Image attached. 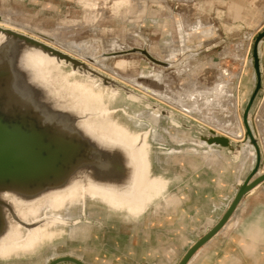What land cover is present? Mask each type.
<instances>
[{"label": "rangeland", "instance_id": "374dc122", "mask_svg": "<svg viewBox=\"0 0 264 264\" xmlns=\"http://www.w3.org/2000/svg\"><path fill=\"white\" fill-rule=\"evenodd\" d=\"M0 15L2 22L40 40L48 42V36L62 47H96L92 60L73 49L67 54L88 71L65 64L60 70L71 80L84 72L108 92L116 89L104 115L138 136L139 144L146 140L149 178L172 181L137 216L89 197L56 211L53 218L62 221L51 224L53 237L44 238L33 252L0 259V264H49L65 256L85 264H179L195 238L199 241L211 222L224 215L240 178L255 165L250 154L241 152L251 146L242 118L257 83L253 48L264 30V0H0ZM259 53L262 89L251 109V128L259 140L264 173V44ZM67 99V107H76L77 122L97 120L100 108L95 104L86 107L71 92ZM205 102L213 105L201 107ZM239 130L243 138L235 137ZM210 138L226 139L227 145L203 141ZM260 186L264 189V183ZM249 194L242 205L250 198L246 215L253 210L254 216L239 213L240 228L239 218L224 237L230 242L220 238L212 247L229 251L239 259L235 264L247 258L241 254L247 225L264 206L263 197ZM40 218V226L50 221ZM236 240L243 244L237 246Z\"/></svg>", "mask_w": 264, "mask_h": 264}, {"label": "water", "instance_id": "95a60500", "mask_svg": "<svg viewBox=\"0 0 264 264\" xmlns=\"http://www.w3.org/2000/svg\"><path fill=\"white\" fill-rule=\"evenodd\" d=\"M0 34L6 35L12 41H21L31 49L42 50L57 58L60 65L65 64L74 70L88 71L84 64L69 55L27 35L3 27H0ZM263 44L264 30L254 43L253 60L257 83L242 118L249 143L255 151V165L240 185L219 222L191 247L179 264H188L191 258L227 224L243 198L264 183V173L258 175L262 165V151L257 135L251 128L253 120L251 109L262 89L263 73L259 51ZM22 58L17 51L15 52L12 44L9 47H0V234L5 226V210H11L1 199L3 192L34 195L46 189L59 188L70 177L73 175L76 177L79 173L81 175L77 178H81L83 183H87L89 176H93V182L98 185L99 183L125 185L127 187L120 189H127L129 185L133 187L135 179L133 169L138 166V162L135 165L130 156L122 151L125 146L112 144L110 141L114 139L111 137L102 136L103 134L96 137L92 132H88L86 125L83 124L84 118L80 123L77 122L78 115L74 113L76 107H67L69 103L64 104L65 99L61 101L63 105L53 99L50 90H54V86L49 90L48 85L47 87L38 85L37 90L32 84L31 72L28 66L22 63ZM102 79L103 84L107 86L105 83L107 81ZM103 117L104 114L102 116L99 111L97 121L91 118L85 122L91 121L92 125L97 126ZM106 135L113 136L109 133ZM120 141L127 144L123 139ZM203 141L227 145L226 139L210 138ZM145 143L146 140L141 144L138 141L133 147L134 152L142 145L145 146ZM239 152L240 150L236 151L237 156ZM150 169L151 164L149 173ZM158 194L159 192L155 196ZM22 224L23 227L28 226ZM62 263L85 264L70 256L49 261V264Z\"/></svg>", "mask_w": 264, "mask_h": 264}, {"label": "bare ground", "instance_id": "6f19581e", "mask_svg": "<svg viewBox=\"0 0 264 264\" xmlns=\"http://www.w3.org/2000/svg\"><path fill=\"white\" fill-rule=\"evenodd\" d=\"M141 5H143V4H141ZM144 7H146V4L144 5ZM238 12L236 13V15H238ZM9 18H11V16ZM2 21H3V18L0 15V23ZM6 21H8V20H6ZM12 23H14V22L12 21ZM2 24L5 26H2ZM2 24L0 25V27H3L5 29H10L12 31H15V32L29 36L26 33L20 32L19 28L13 27L9 23L2 22ZM26 30L28 32H31L30 29H26ZM40 33H43V32H40ZM46 35L47 34H45V36ZM104 35H105V33H104ZM29 37L37 39L38 41H41V42L43 41V40H40V39H38L32 35H30ZM53 37H55V36H53ZM44 39L48 40V42L43 41L44 43H46L50 47L57 49V50L65 53V54L70 55L71 50L73 49V50H77L79 52H82L83 54H85V56H88V58H90L92 60L97 56V53H98L97 48L93 47V46L89 47L88 45H83V44L77 45L76 43H67V44H65L66 47H62V46L58 45L59 41L54 40V38L50 39L47 36ZM11 44H12L15 52L17 51L21 55V57H23L22 63L26 64L28 66V69L31 72V80L33 82L32 84L35 86V88L37 90H38V88H37L38 85H41L42 87H44V85L47 87V85H48L49 87H47V88L49 90H50L51 86L52 87L54 86L55 87L54 90L51 89L50 92L52 91L53 99L57 100V102L59 104L63 105V103L61 102V101H63V99H65L64 104L70 103V102H68V99L66 100V97H67L66 94H69V92H71V95H75L77 101H80L83 99L85 101L86 107H88L90 105L92 106V104H95L97 107L100 108L99 111L101 113L106 114V108H107L106 106H108V104L111 103L112 100L116 97V89L112 90V92H108V90L106 88L98 86V84L90 81L89 80L90 78L87 75H85L84 72H80L81 73L80 78L71 80L68 75L63 74L62 71L60 70V64H59L60 62L57 60V58H54V57L50 56L49 54L44 53L40 49H31V48L25 46V44L21 41L15 42V41H12V39L8 38L6 35L0 34V47H5V46L9 47ZM59 44H60V42H59ZM61 44H62V42H61ZM148 49H150V48H148ZM175 50L176 49L173 50L174 54H176ZM164 53H163V55H164ZM171 53L173 54L172 51H170V54ZM191 57H193V56H191ZM101 59H103V58H101ZM121 61L119 63H121ZM123 64H125V63L123 62ZM118 65L121 66L122 64H118ZM120 79H121V77H120ZM223 97H224V94H222V96H220V100H218V101H221ZM84 101H82V102L84 103ZM218 101H215V102L219 103ZM212 105H213V102L208 103V104L205 102V104L204 103L201 104V107L204 108L207 106L206 108H211ZM225 108H226V106H225ZM176 109H177V107H176ZM228 111L230 112L231 110H228ZM233 117H235V115ZM221 119H223V117ZM229 119H228V121H232V119H234V123L236 122L235 118H232L230 120ZM260 119H262V117ZM211 120H213V119H211ZM83 124L86 125L85 128H87L89 130L88 132H92V134L94 136L98 137V134H100V135L103 134L102 136H108L109 138L111 137L114 139V140L110 141L112 144H114V145L121 144L119 146H122V145L125 146L124 150L122 148V151L123 152L125 151L130 156L131 161H133L135 165H137V162H138V166L135 169H133V176L135 178L133 181L134 182L133 187L129 185L127 189L126 188L120 189V188L127 187V186H125V185L117 186V185H112V184L101 185L100 183L98 185V184H96V182L95 183L93 182L94 181L93 176L92 177L89 176V178L87 179V183L86 182L83 183L84 181H82L81 178H77L79 175H81L79 173L76 177H75V175L70 177L67 180V182L59 188H54V189H50V190L46 189V190L40 191L38 193H35L34 195H21L19 193L12 192V191L3 192L1 194L2 195L1 199H3V201L10 207L11 212L8 209L5 210V214H6L5 226L3 228V231L0 234V259H8L11 257L20 256V255L27 253V252H33L39 247L40 242L44 238L53 237L56 234V232L54 233L51 230V224H54L56 221H62V217L60 218V216L59 217L55 216V218H53V214L56 211H59L62 209H68L73 205H80L83 203V201L86 198L89 197V198H93V199H99V200H101L105 203H108L109 205H112L114 207H117L119 209L120 208L127 209V211L131 215L137 216L145 208V204L147 202H149L153 198V196H155V194H157L158 192L161 193L163 190L166 189V187H168L171 184L172 181H170L169 178L168 179H152V178L148 177L149 165H150L149 160H148V153H149L148 149H147L148 144L145 143L144 144L145 146L142 145L136 152H134L133 149H135V148H133V147H134V145H136L138 143L139 137L135 136V135H130L126 131L125 127L115 123L112 119L109 118V116L106 117L104 115L103 119H100L97 126L92 125L91 121H89V122L83 121ZM263 124L264 123L262 121V125ZM262 125H260V126H262ZM261 130H262V128H261ZM104 131H107V132H104ZM107 133H109L113 136L106 135ZM261 134H263L262 131H261ZM235 137L236 138H243V133H241V131L239 130ZM122 139H123V141H125L127 143L126 145L124 143H122V141H120ZM260 141H261V139H260ZM241 152H243L246 156L248 154H250L252 156V158H251L252 163L254 162L255 151L252 148V146H248L247 148H245ZM262 173L263 172L261 170L260 174H262ZM244 178H245V175L243 174L242 177L240 178V181H239L240 184H242V182L244 181ZM221 184L223 185V183H221ZM226 185H227V183H225L224 186H226ZM255 193H256V195H254ZM250 194L254 195L255 197L261 196L264 198V189L261 188V186H259V187L255 188L254 190H252L250 192ZM235 195H233V197L231 198L230 203L233 201ZM251 203H252V200L250 198L247 199V201H245V204H243V205H242V201H241L239 206L237 207L235 213L232 215V217L227 222V224L219 231V233L212 240H210L207 244H205L197 252L198 255H196L197 253L195 254L196 257H194L195 256L194 255L191 258V260L189 261L188 264H195V263H197V261L199 259L201 261L200 264H206V261H208L211 264L212 263L215 264L216 260H218L217 264H224L225 262L223 261V259H225V255H226L225 252L223 254H221V257L219 258V256L217 254L220 250L215 251V250H213L212 247L218 243L220 238H223V241H225V242L228 240V239H224V237H227L229 230L233 228V224L237 221V219H239L240 217L242 218V216L245 217L246 211L251 206ZM229 205L227 206V209H228ZM241 212L243 213V215L239 217V213H241ZM248 214L246 216H250V215L254 216V211L252 210V212L251 213L249 212ZM42 215L47 220H50V221L46 222L44 225L41 224L42 226H40V225H38V223L41 220L40 217H42ZM220 217L219 218L217 217V219H215L214 222H211V224H210L211 229L218 223V220L220 219ZM241 218L239 221V223L240 222L241 223L238 225L239 226L238 229L240 228V225L243 223ZM253 218H255V217H253ZM22 223H24L26 225L29 224L28 225L29 229H27L26 232L23 230V224ZM261 231L262 230L260 229V225L256 226L254 219H252V221L250 220L248 222L246 234L250 238H252L255 242H257V240L259 239L260 233L262 234ZM205 234H203V235H205ZM197 239H198V237H197ZM184 241L186 243L188 241V239H184ZM196 241L197 240L195 238L194 243L191 246L190 245L189 246L192 247L196 243ZM228 242H230V240H228ZM234 243L238 246L241 243V241L236 240ZM259 259L264 261V252H262L260 255H258L257 260H259Z\"/></svg>", "mask_w": 264, "mask_h": 264}, {"label": "crops", "instance_id": "0c3cea01", "mask_svg": "<svg viewBox=\"0 0 264 264\" xmlns=\"http://www.w3.org/2000/svg\"><path fill=\"white\" fill-rule=\"evenodd\" d=\"M259 210L257 211V217L254 219L255 225L258 226L260 225V229L262 230V234L260 233V237L257 240V242H255L252 238H250L246 233V238H244V240H247V246H244V249L242 250V253L245 257V261L242 262L241 264H264V261L262 260H257L258 255H260L262 252H264V247L263 244L261 242L264 241V227H261V222L264 220V206H262V210L261 213H258ZM243 244V241L241 240L240 246ZM215 250V249H214ZM220 249H216L215 251H219ZM225 252V259H223V261L225 262L224 264H235V262L238 261L239 259H235L234 256L230 255L229 251L227 250H220L218 252V256L219 258L221 257V254H223ZM216 260V263L217 264ZM241 261V260H240ZM211 264V263H209ZM214 264V263H212Z\"/></svg>", "mask_w": 264, "mask_h": 264}]
</instances>
